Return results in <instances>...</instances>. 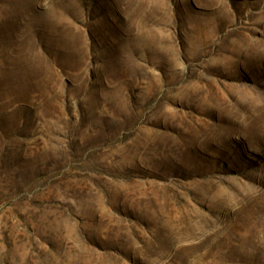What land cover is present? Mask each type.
<instances>
[{
    "label": "rangeland",
    "instance_id": "obj_1",
    "mask_svg": "<svg viewBox=\"0 0 264 264\" xmlns=\"http://www.w3.org/2000/svg\"><path fill=\"white\" fill-rule=\"evenodd\" d=\"M0 264H264V0H0Z\"/></svg>",
    "mask_w": 264,
    "mask_h": 264
}]
</instances>
